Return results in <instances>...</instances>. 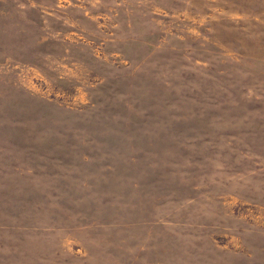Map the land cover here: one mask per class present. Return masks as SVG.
Returning a JSON list of instances; mask_svg holds the SVG:
<instances>
[{"label": "rangeland", "instance_id": "1", "mask_svg": "<svg viewBox=\"0 0 264 264\" xmlns=\"http://www.w3.org/2000/svg\"><path fill=\"white\" fill-rule=\"evenodd\" d=\"M0 264H264V0H0Z\"/></svg>", "mask_w": 264, "mask_h": 264}]
</instances>
